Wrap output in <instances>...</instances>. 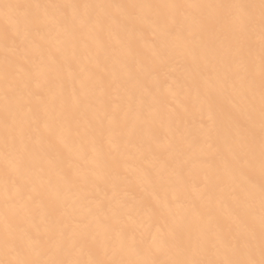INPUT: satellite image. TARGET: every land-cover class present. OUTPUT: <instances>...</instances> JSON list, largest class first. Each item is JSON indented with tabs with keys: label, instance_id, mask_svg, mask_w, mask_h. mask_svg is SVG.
Listing matches in <instances>:
<instances>
[{
	"label": "bare ground",
	"instance_id": "1",
	"mask_svg": "<svg viewBox=\"0 0 264 264\" xmlns=\"http://www.w3.org/2000/svg\"><path fill=\"white\" fill-rule=\"evenodd\" d=\"M264 0H0V264H262Z\"/></svg>",
	"mask_w": 264,
	"mask_h": 264
},
{
	"label": "snow or ice",
	"instance_id": "2",
	"mask_svg": "<svg viewBox=\"0 0 264 264\" xmlns=\"http://www.w3.org/2000/svg\"><path fill=\"white\" fill-rule=\"evenodd\" d=\"M262 264H264V262H262Z\"/></svg>",
	"mask_w": 264,
	"mask_h": 264
}]
</instances>
